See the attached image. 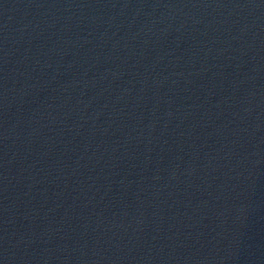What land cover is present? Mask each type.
Masks as SVG:
<instances>
[{"label": "water", "instance_id": "1", "mask_svg": "<svg viewBox=\"0 0 264 264\" xmlns=\"http://www.w3.org/2000/svg\"><path fill=\"white\" fill-rule=\"evenodd\" d=\"M0 264H264V0H0Z\"/></svg>", "mask_w": 264, "mask_h": 264}]
</instances>
